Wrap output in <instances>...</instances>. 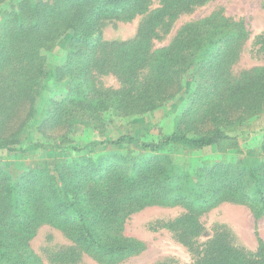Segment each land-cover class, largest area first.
<instances>
[{
  "label": "trees",
  "instance_id": "obj_1",
  "mask_svg": "<svg viewBox=\"0 0 264 264\" xmlns=\"http://www.w3.org/2000/svg\"><path fill=\"white\" fill-rule=\"evenodd\" d=\"M204 1L159 0L150 10L151 0H17L2 11L0 152L45 148L54 154L16 176L0 164V264H43L30 245L43 223L59 228L95 260L118 262L144 248L121 233L123 218L155 202L183 204L188 211L181 231L193 234L200 230L195 215L223 201L247 206L255 219L264 216V129L260 153L205 159L194 176L168 154L176 145L233 149L247 121L264 111V65L232 71L248 36L242 20L214 11L183 24L168 45L153 48L160 29ZM137 15L145 17L134 38L104 40V21ZM58 45L66 59L52 66L44 51ZM104 72L120 86L98 83ZM53 77L61 83V98L48 97L38 114L44 81ZM188 92V109L157 140L124 134L81 146L69 144L66 135L47 141L55 129L70 131L80 118L97 124L107 110L156 112ZM29 129L43 140L22 146ZM257 243L248 256L218 232L194 264H264V242Z\"/></svg>",
  "mask_w": 264,
  "mask_h": 264
},
{
  "label": "rangeland",
  "instance_id": "obj_2",
  "mask_svg": "<svg viewBox=\"0 0 264 264\" xmlns=\"http://www.w3.org/2000/svg\"><path fill=\"white\" fill-rule=\"evenodd\" d=\"M16 1L8 0L0 3V16L4 9ZM159 5V0H151L149 8L152 10ZM218 10H222V14L231 19L242 20L248 31L239 58L232 67L233 73L236 75L241 70L264 65V0H205L192 11L181 13L166 31L160 29L161 37L153 40V48L168 45L183 24ZM144 17L145 15H137L128 21H104L102 24L104 40L126 41L134 38ZM44 53L52 66L62 64L66 59L65 47L62 48L61 45ZM145 72L146 70H143L140 76ZM98 81L104 87L120 86L119 79L111 72L99 74ZM60 84L54 77L44 81V92L35 104L38 114L48 97L61 98ZM188 95L189 92L177 94L167 101L163 109L156 112L118 115L113 110H107L100 114L102 120L97 124L82 121L80 118L70 131L64 127L55 129L51 135L53 138H48L47 141L56 142L57 137L66 135L69 144L81 146L94 139L116 138L124 134L133 135L142 141L157 140L160 136L172 131L176 116L188 109L190 102ZM247 123L249 127L239 131L242 133L238 135L237 145L233 149L218 151L213 147L206 150H190L176 145L168 150L171 162L187 169L194 176L205 159L228 161L242 154L260 153L264 111L250 118ZM26 134L27 138L22 141V146L37 140L40 136L31 129ZM39 139L43 140L41 136ZM58 142L61 141L58 140ZM97 149L102 150L106 147L98 145ZM53 154L52 150L45 148L30 150L26 153L0 152V164L16 176L31 166H36L38 161L48 160ZM187 211L183 204L167 201L144 205L125 216L121 233L138 239L143 243L144 248L115 263L95 260L82 247L71 241L63 231L47 223L37 228L36 234L30 240V245L43 264H194L199 257L203 256L207 241L214 238L218 232L225 233V238L248 256H254L258 238L264 242V216L255 219L245 205L223 201L206 211L197 213L195 217L200 224V230L195 234L181 231V226L185 223L181 218Z\"/></svg>",
  "mask_w": 264,
  "mask_h": 264
}]
</instances>
